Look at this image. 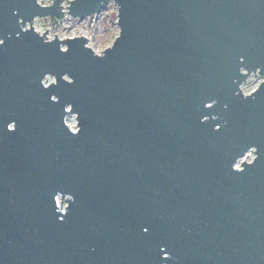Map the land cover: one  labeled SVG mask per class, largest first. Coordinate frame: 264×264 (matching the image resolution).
<instances>
[{"label": "water", "instance_id": "obj_1", "mask_svg": "<svg viewBox=\"0 0 264 264\" xmlns=\"http://www.w3.org/2000/svg\"><path fill=\"white\" fill-rule=\"evenodd\" d=\"M110 1L0 0V264H264V0H113L103 53L27 26Z\"/></svg>", "mask_w": 264, "mask_h": 264}, {"label": "rangeland", "instance_id": "obj_2", "mask_svg": "<svg viewBox=\"0 0 264 264\" xmlns=\"http://www.w3.org/2000/svg\"><path fill=\"white\" fill-rule=\"evenodd\" d=\"M39 1L43 4L51 3V0ZM69 1L62 0L64 9H67L66 6L69 5ZM27 26H34L42 34L45 32V36L49 39L56 37V35L59 38L85 35L88 45L97 53H103L107 47L112 46L120 33L118 4L112 0L99 13L84 18L72 17L66 14L56 24L50 16L36 17Z\"/></svg>", "mask_w": 264, "mask_h": 264}, {"label": "built area", "instance_id": "obj_3", "mask_svg": "<svg viewBox=\"0 0 264 264\" xmlns=\"http://www.w3.org/2000/svg\"><path fill=\"white\" fill-rule=\"evenodd\" d=\"M264 79V76L261 74L256 73H250L249 78L245 83L242 84V91L244 94H250L251 92L255 91L260 87L261 81ZM53 79L50 77L49 81L46 82V84H50ZM68 124L76 130L78 128L77 121L75 115H70L67 119ZM256 153L254 149L248 151L244 156H242L241 160L236 163V166L241 168V163L243 161L252 162L255 158Z\"/></svg>", "mask_w": 264, "mask_h": 264}, {"label": "bare ground", "instance_id": "obj_4", "mask_svg": "<svg viewBox=\"0 0 264 264\" xmlns=\"http://www.w3.org/2000/svg\"><path fill=\"white\" fill-rule=\"evenodd\" d=\"M80 36H83V37H85L87 39V37L85 35H80Z\"/></svg>", "mask_w": 264, "mask_h": 264}, {"label": "snow or ice", "instance_id": "obj_5", "mask_svg": "<svg viewBox=\"0 0 264 264\" xmlns=\"http://www.w3.org/2000/svg\"><path fill=\"white\" fill-rule=\"evenodd\" d=\"M0 43H2V41H0Z\"/></svg>", "mask_w": 264, "mask_h": 264}]
</instances>
